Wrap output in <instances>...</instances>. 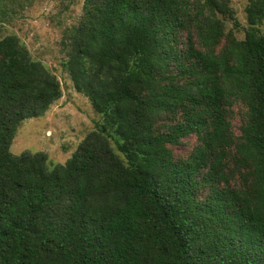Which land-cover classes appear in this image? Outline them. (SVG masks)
Masks as SVG:
<instances>
[{"label":"trees","instance_id":"obj_1","mask_svg":"<svg viewBox=\"0 0 264 264\" xmlns=\"http://www.w3.org/2000/svg\"><path fill=\"white\" fill-rule=\"evenodd\" d=\"M243 10L237 38L229 0H82L60 65L99 120L62 164L9 151L61 90L0 37V264H264V0Z\"/></svg>","mask_w":264,"mask_h":264},{"label":"rangeland","instance_id":"obj_2","mask_svg":"<svg viewBox=\"0 0 264 264\" xmlns=\"http://www.w3.org/2000/svg\"><path fill=\"white\" fill-rule=\"evenodd\" d=\"M246 1L229 0L238 22L237 27L232 29L237 38H242L246 26L243 10ZM81 4L82 0H0V37L15 35L30 56L54 74L61 90L59 98L42 115L23 119L18 124L9 145L13 155L22 151H40L50 164H62L99 120L88 100L74 90L60 65L63 58L59 43L61 31L77 20ZM230 27L231 24L226 22L225 30ZM242 114L241 105L234 104L229 120L235 134L238 133ZM194 144L195 137L188 135L172 150L175 154L185 155Z\"/></svg>","mask_w":264,"mask_h":264}]
</instances>
